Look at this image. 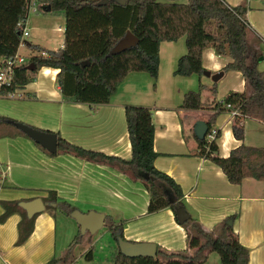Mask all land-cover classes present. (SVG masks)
I'll return each instance as SVG.
<instances>
[{
	"label": "crops",
	"instance_id": "obj_1",
	"mask_svg": "<svg viewBox=\"0 0 264 264\" xmlns=\"http://www.w3.org/2000/svg\"><path fill=\"white\" fill-rule=\"evenodd\" d=\"M225 2L231 6L247 7L246 18L250 29L247 41L250 51L258 49L261 52L257 67L264 79V0ZM45 12L34 11L28 15L26 27L28 36L30 32L32 34V40L25 41L43 55L62 48L64 31V26L52 27L49 23L51 11ZM56 17L64 23L61 11L56 13ZM49 45L52 47H47ZM164 48V56L171 60L169 64L173 66L172 70L161 75L160 55ZM176 49H179L177 54ZM184 52L183 38L161 42L157 79L154 81L145 72H131L117 87L109 102L98 105L64 102L56 79L58 69L42 66L34 74L33 80L20 88L17 96L0 98V115L59 133L67 142L82 148L129 159L131 148L124 106L149 107L153 112L154 167L169 175L180 186L186 210L204 230H213L221 220L233 215V231L239 242L249 248L248 264H264V181L246 177L240 184L229 183L219 166L198 155L195 140L185 132L186 128L192 129L197 120L205 121L229 91H244V80L238 71L225 72L221 69L231 61L230 57L217 55L212 48H205L202 51V66L211 72L222 70L223 75L216 81L215 96L211 94L207 103L202 101V108L182 109L180 104L188 91L184 85L186 81H192L193 75H174L173 70L178 57ZM197 80L198 83L204 82L202 78ZM207 81L211 86V80ZM172 95L180 98L174 106H160L157 103L162 97L168 100ZM183 117L193 120L184 125L181 123ZM232 121L233 117L226 108L216 118L215 126L220 129L215 141L219 157H227L230 150L242 142L232 133ZM242 124L243 142L264 147V123L254 118H244ZM13 132L0 126V216L4 211L2 201H17L19 205L22 201L38 197L52 205L54 203L45 201L49 192H55L66 201H77L72 195L73 188L66 190L60 183L66 177L61 173L65 160L80 167L84 175L99 170L106 177L113 176L112 180L115 181V177L124 174L114 166L85 161L70 153L58 151L55 156H47L32 140L22 135L13 136ZM249 137L254 140L251 144L248 143ZM82 190H86L84 184ZM115 190L111 188L113 194L119 197ZM98 195L105 197L100 192ZM147 204L148 195L137 208L125 203L110 205L112 210L120 212L119 220L124 222V238L134 242H154L167 250H183L186 247V232L175 221L173 212L167 208L147 214ZM47 207L34 214L29 225L22 224L25 210L21 206L23 212H14L0 222V264H48L53 258L58 259L54 264H67L65 256L56 255V215L61 212L50 211ZM87 251L80 257L85 258ZM89 257L91 259L85 258V263L74 260L71 264H113L111 255L96 258L91 253Z\"/></svg>",
	"mask_w": 264,
	"mask_h": 264
},
{
	"label": "trees",
	"instance_id": "obj_2",
	"mask_svg": "<svg viewBox=\"0 0 264 264\" xmlns=\"http://www.w3.org/2000/svg\"><path fill=\"white\" fill-rule=\"evenodd\" d=\"M47 7L48 11H61L63 14L62 48L30 57L28 64L33 63L35 70H27L26 64L18 67L14 84L22 87L33 80L40 67H52L58 69L56 79L64 102L105 104L131 72H145L154 81L157 79L161 42L183 38L185 52L178 57L173 70L174 75L181 76L196 75L200 78L205 70L202 51L212 48L215 54L230 57L231 61L221 69L240 72L244 91H229L205 122L212 127L224 108L229 112L236 110L238 114L233 117L231 130L234 137L242 142L231 149L227 157H219L215 141L207 143L205 139L199 140L192 131L199 149L198 155L219 166L231 184H240L246 177L264 181V147L243 142L244 118H254L264 123V79L257 67L261 52L258 49L250 51L249 48L246 6H231L225 0H125L124 5L112 0H0V57L13 56L23 40L22 27L18 22L24 21L32 8L36 12H45ZM126 31L137 37L138 44L113 53V46ZM211 90L215 93L216 82H213ZM8 91L12 92L13 87L3 93ZM180 107L185 110L202 108L200 90L185 92ZM124 111L131 148L129 159L71 144L59 133H56L57 152L70 153L96 164L111 165L121 172H131L144 182L148 192L146 213L168 208L177 221L175 209L180 206L186 209L183 192L169 175L153 165L156 156L153 149V112L142 105H125ZM10 121L19 122L0 115V126L3 123L12 125L16 129L11 133L13 136L17 134L30 139ZM219 135L220 130L216 137ZM33 143L47 156H55ZM45 201L54 203L48 205L50 211L57 210L66 216L71 210L78 209L76 205L59 198L55 192H49ZM1 203L4 211L0 222L10 214L23 210L17 201ZM24 213L22 224L29 225L32 217L28 218ZM105 220L107 223L104 226L116 244V252L111 255L113 264H203L211 251L218 254L220 264L249 262V248L239 242L233 231V215L221 220L210 231L204 230L190 216L181 225L186 232V247L183 250H167L156 244L153 257L136 258L124 256L117 246V237L124 238L123 220L116 221L110 214H105ZM80 237L78 230L74 241L80 240ZM91 253L88 250L85 258L91 259ZM57 261V258H53L48 264Z\"/></svg>",
	"mask_w": 264,
	"mask_h": 264
},
{
	"label": "rangeland",
	"instance_id": "obj_3",
	"mask_svg": "<svg viewBox=\"0 0 264 264\" xmlns=\"http://www.w3.org/2000/svg\"><path fill=\"white\" fill-rule=\"evenodd\" d=\"M40 13H46L44 11H40ZM55 11H51L49 13L50 20L49 23L52 27H63L64 23L62 20L56 17ZM32 40V34L27 37H24L21 41L20 45L18 46L17 52L26 59V64H28L30 57L36 54H41V52L34 47H30L26 44V42H30ZM26 41V42H25ZM35 41L32 42L34 44ZM47 47H52L51 45ZM165 48L161 51V71L160 74L172 70V66H170L169 62L171 61L168 57L164 56ZM179 49H176V54L178 53ZM175 54V55H176ZM147 74V73H144ZM231 75H229V78ZM192 81H186V87L188 90H200V99L201 103H207L211 94L215 96V93L211 90V86L207 84V80H211L209 77L203 75L200 77L204 82H201L202 87L199 88V83L196 75L191 77ZM209 78V79H208ZM212 82V81H211ZM213 84V82H212ZM175 86V84L173 85ZM181 86V85H180ZM180 88V87H179ZM17 96L18 94H13ZM140 99L136 100L139 101ZM180 100L179 97L176 95H172L170 99L166 100L164 97L157 100V103L162 106H174ZM136 103V102H135ZM193 120L191 117H183L181 118V123L187 125ZM25 123V122H24ZM2 129L6 131H15V127L9 125L7 123H3ZM192 129H185L187 135H192ZM194 139V138H193ZM254 140L249 137V144ZM264 146V145H263ZM71 165V166H69ZM69 166V167H67ZM63 169L64 177L63 181L60 183L63 185V188L69 190V188H73V196L77 201H70L71 204H74L78 207V209L85 213L89 210H96L99 212H103L104 214H110L113 219L118 221L120 217V212H116L112 210L110 205H121V203L130 204L137 208L148 195L144 182L140 181L139 179L135 178L131 172H123L124 174L121 176L115 177V181H113L112 177H106L102 174L101 171L93 172L90 174L84 175L80 167H76L75 164L70 163L69 161L65 160L61 165ZM61 168L59 167V170ZM66 178H69V181H66ZM75 179V180H74ZM74 180V181H73ZM86 186V190H82V185ZM120 185V188H119ZM104 188V190H103ZM111 188L116 189L115 193L119 196L117 197L114 192L111 191ZM119 188V190H117ZM106 190V191H105ZM95 191V192H94ZM114 191V190H113ZM119 191V192H118ZM85 192V193H84ZM98 192L101 194H105L104 196H99ZM84 193V194H82ZM95 193V194H94ZM97 193V194H96ZM94 194V195H93ZM99 196V197H98ZM78 200H82L80 202ZM107 223V220L104 221V224ZM102 226L100 230H98L94 234H89L88 232L81 234L80 240H75L74 237L78 234L77 223L73 218L70 216L63 215L61 213H57L56 215V255L64 257L67 259V264H71L74 260H79L80 262H86L84 256L80 257L81 254H84L85 251L91 250L94 253L96 258L104 257L108 255H113L116 252V244L114 239L112 238L110 232L106 229V227ZM76 264V263H75ZM203 264H220L219 263V256L216 252H209L205 258Z\"/></svg>",
	"mask_w": 264,
	"mask_h": 264
},
{
	"label": "water",
	"instance_id": "obj_4",
	"mask_svg": "<svg viewBox=\"0 0 264 264\" xmlns=\"http://www.w3.org/2000/svg\"><path fill=\"white\" fill-rule=\"evenodd\" d=\"M118 4L124 5L125 0H112ZM49 10V7L46 8ZM138 44V39L130 31H126L124 36L121 37L118 42L113 46L112 52L119 53L130 47H135ZM27 70H35V65L29 63L26 66ZM203 75L209 77L212 82L219 80L223 71L218 70L216 72H211L207 69L203 71ZM22 133L28 136L32 141L39 144L45 150L52 154L57 152V136L55 132L49 130H42L36 127H33L24 122H13ZM208 125L204 120H197L193 126V133L195 137L199 140L204 138ZM147 178V175L145 176ZM19 205L25 210L26 216L28 218L32 217L34 214L44 210L45 206L49 205L47 202L42 201L40 198H34L29 201H22ZM69 216L75 220L79 226L80 233L84 234L89 232V234H94L100 230L105 221V214L96 210H89L85 213L81 212L79 209H73L69 212ZM175 216L179 224H184L189 218L190 213L182 206L175 209ZM231 223V222H229ZM117 246L119 251L126 257L136 258V257H153L156 252V244L154 242L139 241L134 242L122 238L120 236L116 239Z\"/></svg>",
	"mask_w": 264,
	"mask_h": 264
},
{
	"label": "built area",
	"instance_id": "obj_5",
	"mask_svg": "<svg viewBox=\"0 0 264 264\" xmlns=\"http://www.w3.org/2000/svg\"><path fill=\"white\" fill-rule=\"evenodd\" d=\"M34 10L35 9L32 8L31 11L33 12ZM27 18L24 21L18 22V25L22 27L23 38L28 36V30L26 27ZM25 64H26V59L23 56H21L17 51L13 56L0 57V98L3 96H12L13 94L19 92L21 86L14 84V77L16 74V69ZM11 87H13L12 92L8 91L6 93H3L4 91L8 90ZM226 107H229V104H226ZM229 114L231 117H234L238 114V112L236 110H232L229 112ZM218 130L220 129L217 128L215 125L212 127H208L203 139H205L207 143L216 141L217 139L216 135Z\"/></svg>",
	"mask_w": 264,
	"mask_h": 264
},
{
	"label": "flooded vegetation",
	"instance_id": "obj_6",
	"mask_svg": "<svg viewBox=\"0 0 264 264\" xmlns=\"http://www.w3.org/2000/svg\"><path fill=\"white\" fill-rule=\"evenodd\" d=\"M104 224V223H103ZM89 233V232H88Z\"/></svg>",
	"mask_w": 264,
	"mask_h": 264
}]
</instances>
